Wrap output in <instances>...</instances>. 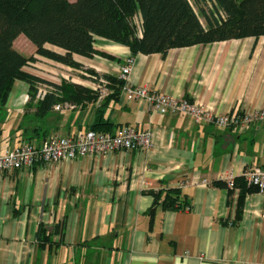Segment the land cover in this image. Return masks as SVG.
<instances>
[{"label": "crops", "instance_id": "0c3cea01", "mask_svg": "<svg viewBox=\"0 0 264 264\" xmlns=\"http://www.w3.org/2000/svg\"><path fill=\"white\" fill-rule=\"evenodd\" d=\"M94 45L112 57H75L100 75L118 76L132 58L133 85L198 101L215 114L264 108V36L165 55L133 54L102 37ZM72 82L95 91L89 73ZM28 88L0 109V153L22 142L15 132ZM100 110L114 131H153V145L0 173V264H264V193L217 184L264 166V120L243 132L197 123L161 114L123 88L118 97L54 112L52 134L88 130ZM169 189H180L188 208L160 202L151 211L154 192Z\"/></svg>", "mask_w": 264, "mask_h": 264}, {"label": "trees", "instance_id": "16d2710c", "mask_svg": "<svg viewBox=\"0 0 264 264\" xmlns=\"http://www.w3.org/2000/svg\"><path fill=\"white\" fill-rule=\"evenodd\" d=\"M193 1L0 0V109L7 104L18 81L30 87V99L15 132L17 136L22 142L39 145L55 130L50 127V120L56 112V104L85 105L99 96L81 84L66 80L54 83L27 71L26 66L37 61V55L79 69L83 65L76 55L112 57L95 48L96 37L126 45L133 54L165 55L172 48L264 36V0H214L210 12L199 6L202 0ZM220 11L225 19L220 17ZM21 34L36 46V56L27 57L15 48V40ZM88 73L100 75L94 69H88ZM100 76L110 82V93L104 100L118 97L125 81L119 76ZM40 84L47 85L48 89L37 98ZM99 113L90 129L115 132L103 111ZM217 184L228 186L224 180ZM235 186L241 188L242 195L257 190L248 187L243 176L235 178ZM154 195L151 211L160 202L166 209L180 210L189 206L180 189L160 190ZM240 217L239 209L237 218Z\"/></svg>", "mask_w": 264, "mask_h": 264}, {"label": "built area", "instance_id": "2783aa9c", "mask_svg": "<svg viewBox=\"0 0 264 264\" xmlns=\"http://www.w3.org/2000/svg\"><path fill=\"white\" fill-rule=\"evenodd\" d=\"M214 3V0H211ZM220 17L225 14L220 11ZM133 59L120 67L119 78L125 81L124 90L132 98L145 101L150 107L161 114H187L197 122L214 124L221 128H234L239 132L247 131L252 124L264 120V108L253 110L232 109L226 113L215 114L198 101L181 99L172 95L151 90L145 85H133L130 80ZM95 79L94 90L100 99L110 93L109 80L104 76H91ZM47 89H39L37 98L44 95ZM26 102L28 98L25 99ZM70 102L55 105V110L74 108ZM153 145V131L139 130L131 125L119 127L113 133L100 131L78 130L72 134H52L41 144L22 142L16 147L8 148L0 153V173L32 167L39 162L59 163L73 160L80 156L113 153L116 151L146 150ZM248 187L256 188L264 193V166L248 167L243 172ZM230 188L235 186V178L227 180Z\"/></svg>", "mask_w": 264, "mask_h": 264}, {"label": "rangeland", "instance_id": "374dc122", "mask_svg": "<svg viewBox=\"0 0 264 264\" xmlns=\"http://www.w3.org/2000/svg\"><path fill=\"white\" fill-rule=\"evenodd\" d=\"M192 2L194 1L192 0ZM201 2L202 3H200L199 6L204 7L206 11H209V12L212 11L213 3L211 2V0H202ZM194 6L196 10L199 12L198 5L194 3ZM201 19L204 22V24H206L205 19L203 17H201ZM138 25L140 28L139 20H138ZM14 45L17 50H19L21 53H23L27 57H30L33 55L36 56V46L25 35L21 34L20 36H18L17 39L15 40ZM48 47L52 48L51 46H48ZM53 49H56V48H53ZM36 57H37V61L30 62L26 66L25 69L35 75H38L39 77L45 79L46 81H50L54 83H61L63 80L81 81V76H83L85 73H88V69H94L91 66L92 63L85 61V60H82L84 62L82 61L80 62L82 63L83 67L79 69H75L67 65H64L62 63H58L48 58L39 56V55H37ZM26 89H27V84H25V82L23 81H18L16 83L13 93L16 92L17 90L21 92H26ZM29 89L30 87L28 88L27 93H29ZM39 89L45 90V89H48V86L45 84H40ZM23 97H25V99L28 98V100L30 99L29 94ZM55 111L59 112L60 110H55Z\"/></svg>", "mask_w": 264, "mask_h": 264}]
</instances>
